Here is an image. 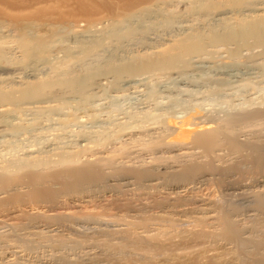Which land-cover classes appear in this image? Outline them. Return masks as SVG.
Wrapping results in <instances>:
<instances>
[{"label":"bare ground","instance_id":"bare-ground-1","mask_svg":"<svg viewBox=\"0 0 264 264\" xmlns=\"http://www.w3.org/2000/svg\"><path fill=\"white\" fill-rule=\"evenodd\" d=\"M195 1L196 2L193 1L194 3L193 5L192 4L191 5L193 6L192 9H194V12L196 13L203 10L202 5L204 1H207L208 7L210 9L213 10L218 9L220 14L221 13L225 14V12H228L232 15L229 18L230 19L234 18V21L232 23L227 22L222 25V28L224 30L222 33L223 35H212L210 37L212 42H223V43L236 42V43L247 44V42L250 41V39H253L254 41L255 39L256 41L259 40V38L262 39L261 35L263 34L261 33H263L264 30V13L260 14L257 17V19H253L252 16L250 15L247 16L246 14H244L239 10L241 5V0H195ZM168 2H172V0H0V37L2 38V40L3 39L6 40L7 37L9 38V35L7 36L5 34V31L7 33H11L12 35L10 36L11 37L13 36L12 39L19 44L18 45L19 49L21 48L23 50L25 56L24 61L25 62L27 61L25 65L27 67L32 68V66L33 67L36 66L38 62L43 60V59L41 60L42 56L40 54L42 50L41 47L44 48L45 44L47 45V43L53 41V39H55V36L59 32L62 33V31H65L66 27H69L70 24L73 23V21L71 20H73V18L75 17L78 16L88 17L89 19L87 20H89L88 21L89 23L87 25H90L91 23L92 25L90 27L92 26L94 27L96 24L99 25L100 23H102L105 16H107V19L104 20L106 22L107 20H109L108 23H106L107 26L111 25L110 24L111 22L113 23L115 22L114 24L111 25V27L114 26V28L115 26L118 25V23L123 24L125 21H128L129 24H132L133 21H135V24L138 23L142 24L145 22L146 18L150 19L154 17L157 13L164 12L163 7L166 4L167 6H165V8L169 7L168 5L170 3ZM212 14H215V12H212ZM100 15H102L103 18ZM217 20H219V18ZM226 30L227 32L225 33ZM2 32H4L6 38H3ZM199 36L200 35H196V36L189 35L186 38L176 40L174 43L171 44L170 47L164 49L163 51L155 55L156 61L155 58L154 61L147 63L145 62L146 60H144L143 62L146 63L144 64L145 66H143V68H145L144 70L150 68L148 70L150 71L152 69L150 65L161 68L165 66L166 67L172 66L173 69L174 66L172 64V62H174L173 60H176L177 58L180 59V57L183 59L185 58V56L191 54V52L193 53V51L200 52L198 49H196L197 47L195 45H194L195 47L193 46L194 43H192V41L196 40L197 37ZM261 39L259 41L260 43H262ZM192 48L195 49L193 51H188V49H192ZM21 53L22 51H20V54ZM135 59L134 60L132 59V61H134L136 64V60H138V58L136 60ZM143 62L141 61V63ZM176 66L177 65H175L174 67ZM127 68L126 67L124 68L125 72ZM128 69L130 71V67ZM31 70L33 71L35 69L33 68ZM131 70L132 71H130V73L133 72L131 73L132 76L138 73V70L135 69L137 72L134 74L135 70L133 69V65L131 66ZM174 70H176V68H174ZM36 71L33 72L36 73ZM142 71L143 70L141 69L139 72L143 74L147 70L144 71L143 73ZM253 71L254 69L241 70L237 66H228L226 71L220 70L218 71V73L221 76L228 77L227 81L231 82L232 80L234 81L236 80V78H239L241 74L246 75V74L254 73ZM127 72L126 74L129 73ZM138 74L136 76H138ZM154 74H156V72ZM132 76H130V78ZM183 80L191 84L194 83L195 81L192 80L189 76L184 77ZM35 84L34 86H37ZM157 94H156V90L153 89V87L152 89H150L149 87L146 90L145 95L146 98L149 100L156 97ZM38 96L40 97L41 95ZM35 97L32 98L34 99ZM25 103L27 104V102ZM3 104L4 103H2V105ZM1 107L3 108V106ZM9 110L11 111V109ZM9 110L5 109L4 111L10 112ZM203 116L199 111H193V112H189L188 114L182 117L177 118L175 116L176 117L175 118L173 116L174 118H166L161 123L160 126H150L147 128H141L139 126L137 128V126H135L132 129L123 132L122 134L123 142L121 145L124 146L129 141L132 142V144L133 143L135 144V142L138 143L140 146L143 147L140 148L141 150L139 149V153L141 151L140 154L144 152L145 153L148 152V154L151 155V156L149 155L151 161L146 159L149 162L145 160L146 162L141 161L139 164L132 163L134 156H131L130 150L128 152L127 151L128 149L127 150L125 149L128 147L126 145L127 147L125 146L122 149L124 152L122 150H121L122 152L120 151L123 154V157L120 158L121 160L118 158V160L121 161L120 163H118L116 162L117 156H113V157L108 155L104 156V152L108 150L107 147H109L104 145L106 144L105 142L104 144L100 143L101 147L92 149L93 147L91 148V146L90 147L88 146V142L90 141L91 143V140L86 138V136L84 135L82 136L81 134L79 136L84 137L82 140L83 148L79 151H75L72 154L62 155L60 157L59 163L56 165H53L54 163H51L49 161H44L49 158H43L39 160L38 156L37 158H35V160H31V161L27 160V162H23L20 159H18L16 161L14 160V162L11 161V163H6V162H5L6 164L3 163L2 166L0 167V264H38L37 261H34V259L31 258L30 249L33 246V250H34L37 243L39 244V242L41 243L45 241L46 243H49V245L51 244V246H55V249L57 251L61 249L64 250V248H66V246L68 245H73L76 248V246L78 247L84 242V245L85 244L88 245L87 247H93V248L101 247L103 250L105 249L107 252L110 251L109 252L110 256L108 255L109 261H112L114 259L116 260V256L119 255V256H123L122 259L126 260L127 258L126 262L129 261V264L130 263L137 264L140 261H142L143 264L145 263L146 264H215L216 262L218 263L221 260H222L221 263L223 264L224 263L225 264H264V205L263 204H260L259 206L253 209L254 211L256 210L255 212L256 218L255 220L252 218L253 219L252 221L254 223L251 221L253 223L252 228L250 227L251 231L249 228L250 232L246 230L247 232L250 233V234L248 233L249 235L246 236L245 235L246 231L240 229L242 228L240 227L241 225L239 226V223L237 222L235 223V221H233V219L231 218L232 215L231 211L233 210L235 205L234 206L231 205L232 207L231 208L227 203L224 202L226 199L225 200L223 199L225 195H227L226 198H228V196L232 195L233 197L237 195V193L233 195L232 193H229L230 192L229 191L228 192L230 194L229 195L226 193L224 194L221 191L222 192L221 195L223 197L219 199L217 197L219 195L218 191H217L218 195H216L217 193L215 192L216 194L215 193H213L212 195L209 194V196L206 197H204L205 195L197 196L198 194H196L195 197H193L194 195L193 196L191 195V193L195 191L197 187H199L200 185L203 186L206 185L207 183H209V181H211L212 177L215 176H217L215 178L216 179L215 181H217L216 183L219 188L225 190L227 187H231L235 189L236 187L239 186L238 184L240 179L236 180L235 178V180L234 179L229 180L228 176L231 173L234 172L237 173L239 171L245 170L242 169L243 164L244 165L246 164V166L247 164L252 165V167L251 166L250 167L252 168V170L253 169L255 170L254 173H256V171H261V170L263 172L264 133L261 132L263 134H260L256 130L257 133H255L256 131L254 132L255 134L252 133L253 135L252 138L248 140H240L234 125L237 126L239 123L244 122L246 120H251L252 118L263 119L264 112L258 110L249 114H236L231 117H228L227 120L222 124L214 123L212 119L206 121L204 120L206 116L204 117ZM76 120H78V118H76ZM11 122L12 121H10L9 123ZM2 126L4 125H1V127ZM19 127L15 129V128H10L9 126L7 127L9 128L7 130V133L4 129L3 134L5 135H3L2 133H1L2 135H0V143L2 142L0 144V147L2 146L4 140H5L4 143L7 142L8 144H10L13 141V138L17 137L19 134L23 135L25 132L27 134L30 132L29 130H27V128L23 127L25 129L23 128L21 129H23V131L24 130L26 131L23 132L20 130L21 132H23V134H21V132H19L18 130L20 129ZM26 127H28V125ZM8 137L10 138L9 140H7ZM101 144L104 146H102ZM5 145L3 144V147ZM10 145L9 148L7 149L11 150L13 146L11 147ZM137 145L135 146L138 147ZM28 147L30 148L31 146ZM120 149L121 148L118 149L117 147L118 151ZM0 150H2V148H0ZM11 151H13V149ZM25 151L28 153L27 149ZM36 151L37 150H35V153ZM42 151L43 150H41L40 153H42ZM111 151L113 153V150ZM223 151L227 152L228 154H234V155L239 154L238 155L239 158H237L236 160L233 159L234 161H232L230 157L232 162L230 161L228 163L226 162L223 163L222 162V160H224L222 156L224 155L222 154ZM5 152L7 153L9 151L5 150ZM45 152L47 153V150ZM0 154L2 155L1 151ZM106 154L108 153H105V155ZM115 154L117 155V153ZM163 154H167L168 156L162 157ZM41 155L42 154H40V157H42ZM82 155L88 157H85L86 159H84ZM5 156L6 155H4L3 157ZM82 157L84 160H81ZM140 159H142V157ZM106 166L109 168V170L110 169L111 170L107 171L108 169H106L107 168ZM23 188L25 190L20 191ZM102 189L103 191L104 190L106 191V189L107 190L109 189L108 191L114 190L116 191L117 195L121 194L120 195L121 197H123L124 193L137 194L139 198L136 195L135 196L138 199H141L140 201L141 203H143V201L148 198L149 205L146 206L144 202V205L148 207L146 211H148V209L152 205V203H150V201L152 202V200H150V198L152 197L151 196L152 191H154L153 194H155V191L157 190H158L157 193L161 191L162 193L163 191H166L165 192L166 194L167 192H172L170 193L171 194L170 196H172L173 194L175 195V198L173 196V198L171 197V199H169L170 198L168 195L169 193L167 194V196L164 193L165 199L166 197H168L167 198L168 200L164 202L163 201L164 197H163L162 199L163 202H162L159 200L160 199L159 198L158 200L159 202H161L159 203L157 202L158 201L157 199H154L152 197L153 203H155L156 200V204L159 206L158 208L163 207L164 210H162L161 208L162 211L160 213L159 211L156 210L158 212V215L156 216L154 214L155 212L154 211L153 212L154 216L152 215L153 217L151 218L147 217L148 214L146 216L144 215V217L141 214L142 216L141 218L140 217L138 218L136 216L139 215L142 211V209L140 210V208L143 204L141 205L140 202H136L139 205H141L140 208H137L138 205L137 207H135L134 205L135 207L134 208L132 203L130 205L129 203H127L128 204L127 208H131L130 210L128 209L131 214V215L129 214L130 219L131 217L133 218L136 217L138 218L136 220L133 219L130 220L129 218H128L129 220L127 219V217H129L127 216L128 214H126L129 212L128 210L124 214L126 215L125 217L126 219H119L121 217L118 218V215L116 213L115 214L117 216L115 215L113 216L109 214L110 216L108 217L107 212H106L107 213L106 217H108L109 219L106 218L105 215L100 214V212L96 214L77 213L78 215H76L75 213L74 215L73 213H71V211L69 212L70 214L68 212H66L67 213L66 214L63 211L65 214L61 213L58 215L57 213L56 214L57 216L56 215L54 216V214L53 216H51L52 215L51 213H49L50 215L47 214L48 213L47 209L53 207L55 203H58L62 199L61 197H66L67 200L68 198L71 199L73 202H75V205H77L80 202L79 203L80 205L81 202L84 201L85 203H87L86 200L89 198L91 193L92 195H95L99 193L100 190L102 191ZM114 191L112 192L115 193ZM242 192L245 191L243 190ZM240 194L238 196L241 197L242 194L241 195ZM157 195H160V193ZM127 196L125 197L126 199H128ZM257 197L258 198L255 197L257 199V200L255 199V202L257 201L258 203L259 201H261V198L259 197L262 196H257ZM115 198L117 202H121L118 201V197ZM89 199H90L89 201H91V198ZM124 199L122 200L124 201ZM142 199L144 200L142 201ZM148 201L146 203H148ZM114 202L116 203V201ZM124 203L126 204V202ZM188 204L189 205L191 204L190 207L187 206ZM231 204H233V202ZM169 210H171L172 212H170ZM81 212L79 211V213ZM233 212L234 214L236 213L235 211ZM167 213L169 214L172 213V215H174V218H172L171 215ZM121 215L124 216L123 214ZM42 220L46 223L45 225L43 224V226L41 224V226L43 227V232L42 230L39 229V227L41 226L38 224L39 221ZM120 220L122 221L124 220V222L122 221L120 222ZM80 221L82 223L88 224V226L89 225L92 226L91 228L95 226L94 227L95 230L100 231L101 233L102 232L107 233V237L110 236L111 238L109 239L105 237L103 241L97 239L98 237L96 239L84 238L83 239L84 241L79 239L77 234L79 233V231L83 229L81 230L76 229V227L79 228L80 226L79 227L75 226L74 223ZM109 222L114 224L116 227L115 228L111 227ZM150 222H153L151 224H155V223L158 224L157 226H160V228H152L151 226H149L151 225ZM188 223L189 225L191 223V225L193 226V230H191L192 226H190L191 231H188L189 230L188 229L187 230L188 233L182 234L181 236L180 234L178 236L177 235L173 236L172 234L169 235V232L174 230L176 232V229L180 228V226H183L185 224H187L188 226ZM108 224L112 229L111 228L109 229ZM63 226L66 227L67 229H70L71 231H75L77 235L76 238H78L79 240L75 239V237L74 239L73 238L70 239V238L62 237L61 234H57L56 228L54 227L62 228ZM148 226L151 228H149ZM185 226H183V228ZM208 227L210 228L213 227V228H211L212 230L211 229L209 230L207 229ZM30 228L31 229L34 228V229L29 230ZM7 229H9V232L11 229V232L10 233L7 232ZM37 229H39L40 232L37 231ZM22 231L23 234H21ZM256 233H258L259 235ZM113 236H117V237L114 238ZM36 238L40 239L41 241H39ZM215 245H219L220 248L223 247L222 253L220 252L218 253L217 251H216L217 253L213 255L212 253H209L215 251L213 249V247L214 248L217 247ZM185 251L186 254L183 255V252ZM59 252L60 255L58 254L57 255L58 257L56 256L57 259L55 263L60 261L58 262L60 264L61 263L62 264H100L101 261L108 260L107 257H106L107 259L101 258V256L94 254V252H91L93 253L92 255L86 252L89 255L85 258V260L80 258L78 259V261L76 260L75 262H73V259L72 261L68 260L67 258L68 256L66 257L64 252H63L64 254H61L62 253L61 251ZM179 252H181L182 255ZM201 254L203 255L201 256ZM203 258L205 259V261H203ZM45 263L50 264L47 262Z\"/></svg>","mask_w":264,"mask_h":264},{"label":"rangeland","instance_id":"rangeland-1","mask_svg":"<svg viewBox=\"0 0 264 264\" xmlns=\"http://www.w3.org/2000/svg\"><path fill=\"white\" fill-rule=\"evenodd\" d=\"M193 1L196 2L195 0H191V2L190 0H177V1L172 0V2H168L170 3L168 5L169 7L165 8L167 4L163 7L164 12H159L150 19L146 18L145 22L142 24L140 23L135 24V21H133L132 24H129L128 21H125L123 24L120 23H118V25L115 24L117 25L115 26V28L114 26L111 27V25L114 24L115 22L114 23L111 22L110 23L111 25L107 26L106 23H108L109 20H107V22L104 20L107 19V16L104 17L103 19L104 22L102 21V23L100 24L98 23L99 25L96 24L94 27L93 26L90 27L92 25L91 23L90 25H87L89 23L88 22L89 20H87L89 19L88 17L85 16L75 17L73 18V20H71L73 21V23H71L72 25L70 24L69 27H66L65 31H62V33L59 32L55 36V39L49 42L50 44L47 43V45L45 44L44 48L41 47L42 50L40 54L42 56L41 60L42 59L43 60L38 62L36 66L34 67L32 66V68L27 67L25 65L27 61L26 62L24 61L25 56L23 50L21 48L19 49L18 47L19 44L12 39L13 36L12 37L10 36L12 34L7 33L5 31V34L7 36L9 35V38H11L9 39L8 37L6 38L4 32H2L3 38H6V40L5 39L2 40V38L0 37L1 38L0 39V49H1L0 50V124L4 125L2 127L0 125V135L3 134L4 129L7 133V130L9 129L7 127L9 126L10 128H15V129H17L20 126L19 127L20 129H18L19 132L27 128V130H29L32 134L29 132L28 135L25 132L26 133L25 135V133L23 134V132L26 130H24L23 132H21V134L23 135L19 134L17 137L13 138V141L10 143V144L13 143L12 145L8 144L7 142L4 143L5 140L4 141L2 140L4 145L8 144L7 148H9V145L11 147L13 146L12 147L13 151H11L12 149L11 150L7 149L6 145L3 147L2 144V146L0 147L2 148V150H0L2 153V155L0 154L1 156L0 167L5 162L11 163V161L14 162V160L16 161L18 159H20L23 162H27V160L28 161L35 160L37 156L39 160L43 158H49L44 161H49L51 163H54L53 165H56L59 163L60 157L62 155H69L83 148L82 140L84 137L79 136L81 134L82 136L84 135L86 136V138L91 140V143L90 141L88 142V146L89 147L91 146V148L93 147L92 149L101 147L100 143L104 144L105 142L106 144L104 145L109 147H107L108 150L106 151L104 149L105 151L104 156L107 155L111 157L117 156L116 157L117 159L115 157L114 158L118 163L121 162L120 158L123 157V154L121 153L123 151L122 149L127 145L128 147L126 146L127 148L125 149L126 150L128 149L127 150L128 152L130 150L131 156H134L132 163L139 164L141 161L142 162H146L147 160L151 161L150 159L151 155L148 154V152L145 153L144 151L142 152H144L145 154L144 153L140 154L141 151L139 153V149L142 146H140L136 142L135 144L133 143L134 145L130 141L127 142V144H125L124 146L121 145L123 142L122 139L123 132L132 129L135 126H137V128L138 126L141 128H147L150 126H160L161 123L166 118H174L175 116L177 118L182 117L188 114L189 112H193V111H199L202 114V116L203 115L206 116L204 120L209 121L210 119H212L214 123L217 124L224 123L228 117H231L236 114H249L258 110L264 112V43H263L264 30L263 33H261L263 34L261 35L262 39L259 38V40L257 41L256 39L255 41L253 39H250V41H248L247 44L236 43V42L235 43L227 42L228 44L223 42H212L210 37L212 35H223L222 33L224 30L222 28V25L227 22L232 23L234 21V18L230 19L229 17L232 15L228 12H225V14L222 13L220 14L218 9L215 10L210 9L208 7L207 1H204L202 5L203 10L196 13L194 12V9H192L193 7L192 5L194 3ZM239 10L244 14H246L247 16L250 15L252 16L253 19H257V17L260 14L264 13V0H241V5ZM217 11L219 14L217 13ZM212 12H215V14H212ZM226 14L229 16H227ZM100 16L103 18L102 15ZM225 16L228 18H226ZM218 18L219 20H217ZM226 32L227 30L225 31V33ZM189 35L191 36L200 35L199 37H197L196 40H193L194 42L192 41V43H194L193 46L195 45L197 47L196 49H198L200 52L198 51L194 52L193 50L195 48L188 49V51H193V53L191 52V54L185 56V58L183 59L180 57V59L178 58L176 59L177 61L173 60L174 62H172V64L174 66L175 65L178 66V67L173 66V69L172 66L170 67L165 66L161 68L150 65L153 70L151 69L150 71H148L150 68L149 69L147 68L146 69L147 71L144 70L145 69L143 68V66H145L144 64H146L147 62L154 61L156 54L170 47L171 44L174 43L176 40L186 38ZM260 39L262 43L259 42ZM254 43L257 44L255 45ZM20 51H22L21 53L22 55L20 54ZM135 58L136 59L138 58V60H136ZM132 59L136 60V64L134 61H132ZM140 59L142 62L146 60L145 61L146 63L144 62L141 63ZM132 65L134 70L135 69L138 70L139 73V74L137 73L138 76H136L137 74L132 76L131 73L133 72L130 73V71H132L131 70ZM228 66H237L241 70L254 69L253 71L254 73H250L246 75L241 74L239 78H236V80L234 81L232 80L231 82H229L227 81L228 77L221 76L218 73V71L220 70L226 71ZM125 67L126 68L130 67V71L127 68L128 70L126 69V72L128 71L131 75L128 72L127 73L133 78L132 77L130 78V76L126 74L124 70ZM33 68L35 69L33 71H36L37 69L36 73H34L31 70ZM174 68H176V70H174ZM122 69L124 70V72ZM141 69L143 70L142 73L144 71L146 72L141 74V72H139ZM136 72L137 71L135 70L134 74ZM155 72L156 74H154ZM187 76H189L192 80H195L196 82L194 81V83L192 84L185 82L183 78ZM34 84L37 86H34ZM149 87L150 89H152L153 87V89L156 90V94L157 93L158 94L153 99L148 100L145 94H146V90ZM156 88L158 89V91ZM38 95L41 96L39 97ZM32 97L35 98L33 99ZM25 102H27V104ZM2 103L4 104L8 103L9 105L5 104L4 106V104L2 105ZM1 106H3L4 109ZM5 109L6 110L11 109V111L10 110H9L10 112L4 111ZM86 112L89 115L90 114L91 115L89 116ZM75 117L78 118V120H76ZM260 119L261 118H257V119L252 118L251 120H246L244 122L239 123L237 126L234 125L240 140H248L252 138L253 136L252 133L255 134L257 133V131L260 134L264 133V118L261 120ZM10 121L12 122L9 123ZM27 125L28 127H26ZM9 139L10 138L8 137L7 140ZM71 142L74 143L72 144ZM26 145L31 146L30 147L31 149ZM131 145L133 148L131 147ZM135 145H137L138 147H136ZM117 147L118 149L119 148L121 149L118 151ZM26 149L29 154L25 151ZM5 150L9 151L7 152L8 154L5 152ZM35 150H37L36 153ZM41 150H43L42 153H40ZM44 150L45 151L47 150V153ZM111 150H113L114 154L112 153ZM114 150L117 151L115 152ZM17 152H19L20 154ZM105 153L108 154L105 155ZM115 153H117V155ZM3 154L6 155L7 157L6 156L3 157L4 156ZM40 154H42L41 155L42 157H40ZM222 154H224L222 156L225 160V161L222 160L223 163L224 162L228 163L231 161V159L232 161H234L237 158H239L238 156L239 154L237 155L228 154L225 151H223ZM165 156L168 155L167 154L162 155V157ZM83 157L84 159H86L85 157L88 156H83ZM83 157L81 158V160H84ZM138 157L140 158L142 157V159ZM118 158L120 160H118ZM250 166L252 167V165L250 164H247V166L246 164L245 165L243 164L242 169L245 170L239 171L237 173L236 172L231 173L228 176L229 180L230 179L235 180V178L236 180L240 179L238 184L239 186L237 185L238 187H236L235 189L231 187H227L228 189L226 188L225 190L219 188L216 183L217 181H215L216 180L215 178L217 176H215L212 177L211 181H209V183L211 184L207 183L204 186L200 185L199 186L200 189L199 187H197L195 191H193L194 193L192 192L191 195L192 196L194 195L193 197H195V195L198 194L197 196L205 195L204 197H206L209 196V194L212 195L213 193L215 192L217 193L218 191L219 195L218 193L215 194L218 195L217 197L219 199L223 197L221 195L222 192L224 194L232 193L233 195L237 193V195L233 197L232 195L228 196V198L232 197L229 198V200L228 198H226L227 195H225L223 199L224 200L226 199L224 202L227 203L230 207L231 205L233 206L235 205L233 210L231 211L232 214L231 218L233 219V221H235V223L236 222L239 223V226L241 225L240 227L242 228L240 229L244 231L246 230L249 231V228L250 227L252 228V224L254 223L252 220L253 219L255 220L256 218L255 217L256 210L254 211L253 209L259 206L260 204L264 205V192H263L264 170L263 172L261 170V171H256V173H254L255 170L253 169L254 170L253 171ZM106 169H108L107 171L111 170V169L109 170L108 167ZM214 181L216 184L214 183ZM22 190L25 189L23 188L20 191ZM108 190L106 189V191L105 190L103 191L102 189V191L100 190V192L97 191L99 193L95 192L97 193L95 195H92L91 193L90 194L91 197L89 196V198H91V201H89L90 200L89 198L87 199L88 201L86 200L88 204L85 203L84 201L81 202L80 205H79L80 202L79 203L77 202L78 204L75 205V202H73L71 199L68 198L67 200L66 197H61L62 199L58 203H55L54 206L52 205L53 207L47 209L48 211L47 214L51 213L52 214L51 216H53V214L55 216L57 213L59 215L61 213L63 214H65L66 212L69 213L70 211L74 215L75 213L76 215H78V214H86V213L96 214L100 212V214L105 215V217L108 213L107 215L108 217L110 216L109 214H111L113 216L118 215V218L121 217L119 219H126L125 218L126 215L124 214L125 212H127L128 209L129 210L131 209V208H127L128 206L127 203H129V205L132 203L133 207L134 205L135 207H137L138 205L137 208H140L142 204L144 205V202L146 206L149 205L148 198L146 199L148 203H146L147 201L144 199H142V201L143 200L144 201L143 203H141L140 202L141 199H138L139 197L137 196V194L124 193L126 196L128 195L127 196L128 199H126L125 198L126 196L124 194L123 197H121L120 196L121 194L117 195L116 191L111 189H110L111 191ZM241 190L242 191L244 190L245 192H242ZM112 191H114L115 193H113ZM157 191H155V194H153L154 191H152V193L150 192L151 196L154 199L158 200L160 198L159 200L162 201L164 197L163 199L164 202L168 200L167 199L168 197H166L165 199L166 191H163V193L162 191L157 193ZM235 191H238L239 193ZM159 193L160 195H157ZM170 193L172 192H167V194L170 197L169 199H171V197L173 198V196L175 198V195L172 194V196H170L171 195ZM240 193L242 195L244 193L245 194L242 197ZM239 194L241 195V197L238 196ZM257 196H262L259 197L261 198V201H259L258 203L257 201L255 202V199L258 198ZM115 197H118V201L121 202H117ZM135 197L139 201H137ZM151 198L150 200H152V202L150 201V203H152V205L154 204L155 207L154 205L153 206L151 205V207L149 206L150 208L148 209V211H146L148 207L142 205L140 208V210L142 209L141 213L139 215L135 214L138 218L139 217L141 218L142 216L144 217V215L146 216L147 214L150 215V216L147 215V217L151 218L154 216V214L155 216L158 215L157 211H159L160 213L162 210H164L163 207L158 208L159 206L156 204V200L155 203H153V198L152 199ZM122 199H124V201ZM159 200L157 202H159ZM114 201H116V203ZM228 201L231 203L233 202V204L229 203ZM124 202H126L127 205ZM136 202H140L141 205H139ZM190 205L188 204L187 206L190 207ZM235 208L238 211H236ZM79 211L82 212L79 213ZM169 211L172 212L171 210ZM233 211H235L236 213L234 214ZM120 213L123 214L124 216H122ZM126 214H128L127 216H129L127 217V219L128 218L130 219V215H131L130 211ZM169 215H171V217L174 218V215H172V213ZM138 218L131 217L130 220L132 219L136 220ZM42 221H39L38 223L40 226L41 224L42 226L43 224L44 225L46 224L44 221L43 222ZM121 221L122 220H120V222ZM122 222H124V220ZM81 223H82L81 221L74 223L75 226L78 227L80 226L79 228L76 227V229H80V230L83 229L79 231V233L77 234L79 239L81 240H83L84 238L96 239L98 237L97 239L103 241L105 237H107V233L104 232L101 233L100 231L95 230L94 228L95 226H93L94 228L93 231V228H91L92 226L90 225L88 226V224L85 223L81 224ZM151 223L153 222H150V224ZM109 224L111 225V227L114 228L116 227L111 222H109ZM157 225L158 224L155 223L149 226H151L152 228H160V226ZM185 225H183L185 226L184 228L183 226H180V228L176 229V232L175 230L169 232V235L172 234L173 236L176 235L178 236L180 234L181 236L182 234L188 233V231L193 230V226L191 225V223L190 225L188 223V226L187 224ZM42 226L39 227V229L42 230L43 232ZM190 226H192L191 230H190ZM111 227L109 226V229ZM54 228H56L57 234H61L62 237H66L70 239L71 238L74 239L75 237V239L79 240L78 238H76L77 235L75 231H71L70 229H67L64 226L62 228H58V227H54ZM211 228L208 227L207 229L210 230ZM33 229L30 228L29 230H33ZM39 229H37V231H39ZM247 231L245 232L246 236L250 234L249 233L250 231L249 232ZM7 232H9V229H7ZM21 234H23V231L21 232ZM113 237L115 238L117 236H113ZM107 238L110 239L111 237L109 236ZM38 240L41 241L40 239ZM87 246L88 245L86 244L84 245L83 242L78 247L76 246V248L73 245H68L66 246V248H64V250L61 249L57 251L55 249V246H51V244L49 245V243H46L45 241L41 243L39 242V244L37 243L36 247L34 246L35 247L34 250L32 246V248L30 249L31 250L30 254H31V258L34 259V261H37L38 264H46L45 262L50 264H60L58 263L60 262L58 260H57L58 262L55 263L57 259L56 256L58 254L60 255L59 251L62 252L61 254L65 253L66 257L68 256L67 258L69 261H72L73 259V262H75L76 260L78 261V259L80 258L85 260V258L89 254L90 255L93 254L91 252H94V254L101 256V258L104 259L108 258V260L101 261L100 264H106V263L129 264V261L126 262L127 258L126 260L122 259L123 256H119V255L116 256V260L114 259L112 261H109L108 255L110 256L109 253L110 251L107 252L105 249L103 250L101 247L98 248L96 247L97 248L96 249L95 247L93 248ZM215 246H217L216 247L217 249L213 247L215 251L209 253H212V255L217 252L222 253L223 247L220 248L219 245H215ZM86 252L89 254H87ZM179 253L181 254V252ZM185 254L186 251L183 252V255ZM202 255L203 254H201V256ZM203 261H205L204 258ZM221 262L222 260L219 261L218 263L216 262L215 264H223ZM141 263L142 261H140L137 264H141Z\"/></svg>","mask_w":264,"mask_h":264}]
</instances>
